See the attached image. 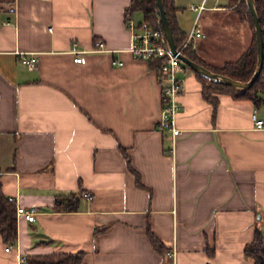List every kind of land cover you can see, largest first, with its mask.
<instances>
[{"label": "crops", "instance_id": "crops-1", "mask_svg": "<svg viewBox=\"0 0 264 264\" xmlns=\"http://www.w3.org/2000/svg\"><path fill=\"white\" fill-rule=\"evenodd\" d=\"M129 3L0 0L1 192L34 213L16 218L15 246L0 238V264L55 254H80L82 264H254L244 250L256 230L264 237V127L252 120L264 121V92L259 105L226 93L213 105L185 68L172 141L158 125L159 71L127 51ZM174 5L183 36L200 30L187 47L207 68L251 47L254 30L229 0ZM99 43L108 52H94ZM30 56L33 69L22 61ZM79 192L90 199L80 195L75 211L52 209Z\"/></svg>", "mask_w": 264, "mask_h": 264}, {"label": "trees", "instance_id": "trees-1", "mask_svg": "<svg viewBox=\"0 0 264 264\" xmlns=\"http://www.w3.org/2000/svg\"><path fill=\"white\" fill-rule=\"evenodd\" d=\"M175 0H163V10L167 19L168 25L171 29L173 40L176 49H179L184 43L185 36L177 30L174 24V13L177 10L174 5ZM259 17V22L262 30L263 48H264V0H253ZM233 6L234 11L242 21L250 23L254 30L252 16L249 12L245 0H229ZM127 12L134 14L141 13L145 22L151 26H155L157 22L156 15L158 10L156 0H130ZM181 54L201 66L207 68L200 62L194 54L190 51L189 47L182 49ZM258 59L257 43L254 34V39L251 47L235 62L227 63L222 69H210L213 73H217L228 78L247 82L253 76ZM152 67L158 70L160 62L157 60H150ZM186 67V66H185ZM187 68V67H186ZM188 69V68H187ZM191 71V70H190ZM195 74V73H194ZM202 83L203 98L211 104H216V98L213 94L226 93L232 95L237 99H247L252 101L255 105H259L263 97L260 93L264 92V56L263 66L261 73L252 87L248 90H238L230 86L219 83L211 82L201 76L195 74ZM131 171V169L129 168ZM132 173V172H131ZM136 177V176H135ZM81 193H73L64 197L55 198L53 210L58 212H72L76 210L77 202ZM149 243L153 249L159 253H164L162 244L154 238L150 233L147 235ZM0 238L6 246H15L16 244V216H15V203L13 200L7 198L1 192L0 185ZM245 256L251 259L254 264H264V237L260 230H256L254 240L245 247ZM32 264H82L80 254H55L42 258H35L31 261Z\"/></svg>", "mask_w": 264, "mask_h": 264}, {"label": "built area", "instance_id": "built-area-1", "mask_svg": "<svg viewBox=\"0 0 264 264\" xmlns=\"http://www.w3.org/2000/svg\"><path fill=\"white\" fill-rule=\"evenodd\" d=\"M192 11H199L202 6L189 5L188 7ZM157 22L155 26H151L145 22L136 23L132 15L129 12H125L124 23L126 29L130 33V46L128 52L134 59L137 60H157L160 62L158 68L159 71V81L161 84V95H162V108L160 110L158 125L160 128L168 129L172 141L175 137L179 135V130L174 127V117L178 111V101L177 96L183 91V81L180 79L179 74H181L186 68L185 65L179 60L177 54H181L183 48L187 47L191 41L195 38L201 36L200 30L193 25L189 33L186 35L184 43L177 50V54L173 55L166 44L165 38L162 34L159 17L156 15ZM88 52H93L88 51ZM94 52H108L102 43L98 44V48ZM81 51H73L74 55L73 62L80 64L83 62ZM24 65L29 69H33L36 66V60L34 57L22 58ZM111 64L116 67H121L122 62L112 61ZM252 120L256 129H262L264 127V121L259 119L256 113L252 114ZM171 151V149H170ZM82 198L89 200V194L83 193ZM16 218L22 217L27 222H32L34 220V213L30 210H26L22 207L15 208ZM11 246H6L5 250H9ZM172 256V253H169ZM167 254V255H169ZM21 262L24 261L23 258L20 259Z\"/></svg>", "mask_w": 264, "mask_h": 264}, {"label": "water", "instance_id": "water-1", "mask_svg": "<svg viewBox=\"0 0 264 264\" xmlns=\"http://www.w3.org/2000/svg\"><path fill=\"white\" fill-rule=\"evenodd\" d=\"M162 1L163 0H156L159 23H160L162 34H163L165 41H166V44L168 46V49L173 55H175V54H177V50L175 47V43L173 40L171 29H170L168 22H167V19L165 17ZM245 1L247 4V7L249 9V12L252 16L253 25H254V34H255V38H256L257 51H258L256 70H255L253 76L251 77V79L249 81L241 82V81L234 80V79L228 78L226 76H223V75H220L217 73H213L210 70H208L207 68H205L204 66H201V65H199L193 61H190L189 59L184 57L182 54H180V53L177 54L179 60L193 73H195V74L201 76L202 78H205L211 82L230 86V87L238 89V90H248L252 87V85L254 84V82L257 80V78L259 77V75L261 73L262 66H263V56H264L262 30H261V25L259 22V17H258V13L256 10L255 3L253 0H245Z\"/></svg>", "mask_w": 264, "mask_h": 264}, {"label": "rangeland", "instance_id": "rangeland-1", "mask_svg": "<svg viewBox=\"0 0 264 264\" xmlns=\"http://www.w3.org/2000/svg\"><path fill=\"white\" fill-rule=\"evenodd\" d=\"M139 15H140L139 13H136V14H135V16H134V20H135V21H136V19L139 18Z\"/></svg>", "mask_w": 264, "mask_h": 264}]
</instances>
